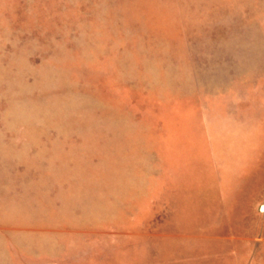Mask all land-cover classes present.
I'll return each instance as SVG.
<instances>
[{
  "label": "rangeland",
  "instance_id": "374dc122",
  "mask_svg": "<svg viewBox=\"0 0 264 264\" xmlns=\"http://www.w3.org/2000/svg\"><path fill=\"white\" fill-rule=\"evenodd\" d=\"M0 264H264V0H0Z\"/></svg>",
  "mask_w": 264,
  "mask_h": 264
},
{
  "label": "water",
  "instance_id": "95a60500",
  "mask_svg": "<svg viewBox=\"0 0 264 264\" xmlns=\"http://www.w3.org/2000/svg\"><path fill=\"white\" fill-rule=\"evenodd\" d=\"M262 207V206H261Z\"/></svg>",
  "mask_w": 264,
  "mask_h": 264
}]
</instances>
